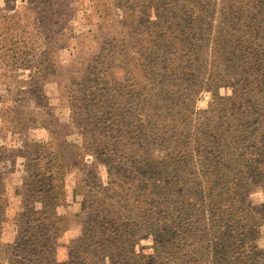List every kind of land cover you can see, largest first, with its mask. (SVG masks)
<instances>
[{"label": "trees", "instance_id": "obj_1", "mask_svg": "<svg viewBox=\"0 0 264 264\" xmlns=\"http://www.w3.org/2000/svg\"><path fill=\"white\" fill-rule=\"evenodd\" d=\"M130 1L137 8L118 19L71 100L80 140L51 131L31 142L15 194L0 146V215L19 204L12 242L0 218L4 256L9 264H254L253 228L264 225L249 199L264 181V0ZM74 161L85 175L73 193L85 224L61 259Z\"/></svg>", "mask_w": 264, "mask_h": 264}, {"label": "rangeland", "instance_id": "obj_2", "mask_svg": "<svg viewBox=\"0 0 264 264\" xmlns=\"http://www.w3.org/2000/svg\"><path fill=\"white\" fill-rule=\"evenodd\" d=\"M131 4L130 0H0V146L7 150L2 168L12 171L8 181L13 194L22 185L24 156L31 142L50 140L51 131L61 138L66 136L68 141L80 140L79 130L70 120L71 100L83 87L78 82L101 48L110 43L118 19L121 21L128 9L130 12L137 8ZM140 15L139 20L146 19L144 14ZM11 22L16 26L10 29ZM12 38L19 43L12 50L7 49ZM27 95L34 98L30 105L25 104ZM210 100L209 94L201 95L198 108L206 109ZM3 106L15 108L10 111ZM76 163L70 165L67 203L61 207L69 224V230L58 241L61 259L68 257L69 247L80 237L85 224L80 216L82 198L77 200L73 196L77 181L85 178ZM100 170L107 181L112 170L104 165ZM263 187L264 181L260 185L254 183L249 199L264 219ZM0 218L4 243L12 242L17 236L19 204L2 212ZM253 231L257 246L254 264H264V225L259 224ZM152 244V239L144 238L141 242L147 252H151ZM5 257L4 247L0 246V264H9ZM213 264H219V258Z\"/></svg>", "mask_w": 264, "mask_h": 264}]
</instances>
